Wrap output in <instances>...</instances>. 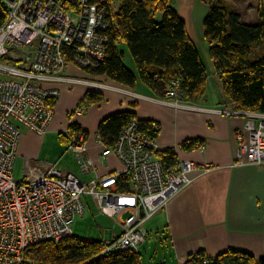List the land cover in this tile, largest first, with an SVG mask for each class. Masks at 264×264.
<instances>
[{
    "label": "built area",
    "instance_id": "2783aa9c",
    "mask_svg": "<svg viewBox=\"0 0 264 264\" xmlns=\"http://www.w3.org/2000/svg\"><path fill=\"white\" fill-rule=\"evenodd\" d=\"M0 6L7 15L0 28V264H34L27 259L30 248L72 237L76 219L86 214L87 196L95 198L104 215H128L117 221L122 233L104 243L103 253L137 252L148 235L143 226L192 183L189 175L198 169L190 160L168 169L157 155V140L141 130L138 120L124 127L114 148L98 138L99 161L115 155L123 167L119 172L89 183L58 167L36 180L17 182L14 177L21 138L16 122L46 134L54 115L51 103L60 97L59 90L43 84L69 81L62 77L69 63L86 72L98 69L106 58L112 27L109 0H0ZM180 88V80H173L162 102L204 111L184 102ZM212 112L248 119L235 137L236 165L264 166V113L222 108ZM67 135V151L75 155L80 173L95 171L84 132Z\"/></svg>",
    "mask_w": 264,
    "mask_h": 264
},
{
    "label": "crops",
    "instance_id": "0c3cea01",
    "mask_svg": "<svg viewBox=\"0 0 264 264\" xmlns=\"http://www.w3.org/2000/svg\"><path fill=\"white\" fill-rule=\"evenodd\" d=\"M167 1L186 23L189 38L198 48L206 66V93L198 100L187 101L204 111H189L164 104L162 101L166 97L140 79L134 88H130L106 76L89 74L69 63L62 72V77L69 81L43 84L47 89L60 91L46 134L40 135L16 122L22 136L14 173L16 170L23 172L21 180H36L49 169L57 168L42 160L46 144L50 142L59 146L60 135H67L74 125L88 134L89 155L96 167L95 171L86 175H90L89 180L71 173L89 183L97 177L121 171L123 167L115 155L104 163L99 161L102 148L98 144V130L107 117L132 112L138 121H151L158 125L156 140L159 152L172 150L177 161L190 160L198 166L189 175L192 183L176 193L149 220L151 230L159 239H166L169 252L175 256L173 259L168 253L170 257H163L161 264H184L191 254L200 251H205L212 259L230 250L246 252L261 259L264 257V166L236 165L238 144L235 137L244 130L248 119L241 115L212 112L218 108L234 111L239 107L225 97L216 69L211 73V66L208 69L203 57V43H206L204 52L210 59V46L204 39V22L210 14V7L203 0ZM228 2L245 24L261 21L264 0ZM120 50L125 54L126 67L139 78L127 47L121 46ZM210 61L215 67L214 60ZM216 78L218 81L214 80ZM96 83L102 84L103 88L96 90ZM89 93L101 94L104 99L91 103L86 99ZM77 110L82 112L77 113ZM112 234L117 236L113 231L107 236L112 237Z\"/></svg>",
    "mask_w": 264,
    "mask_h": 264
},
{
    "label": "trees",
    "instance_id": "16d2710c",
    "mask_svg": "<svg viewBox=\"0 0 264 264\" xmlns=\"http://www.w3.org/2000/svg\"><path fill=\"white\" fill-rule=\"evenodd\" d=\"M203 1L210 7L204 22V39L210 46V59L215 62L225 97L236 103L240 111L264 113V13L260 22L245 24L228 0ZM116 4L119 7L114 12ZM109 6L112 27L108 33L107 56L98 69L86 72L106 76L130 88L140 79L162 97H166L173 80H180L181 98L185 101L204 96L208 84L206 66L189 38L186 23L167 0H109ZM6 19L0 6V28ZM121 46H126L131 54L139 78L126 67ZM86 99L99 103L104 98L89 93ZM133 120L137 119L132 112L107 117L99 126L100 139L114 148L124 127ZM139 124L146 135L158 138L157 124L151 121H139ZM79 130L74 125L70 132ZM60 140L66 143L68 135H60ZM157 155L168 169L178 162L172 150ZM29 252L42 264H142L139 252L103 253V241L86 243L74 235L60 242H43ZM185 264H264V257L257 259L249 253L230 250L212 259L200 251L191 254Z\"/></svg>",
    "mask_w": 264,
    "mask_h": 264
},
{
    "label": "rangeland",
    "instance_id": "374dc122",
    "mask_svg": "<svg viewBox=\"0 0 264 264\" xmlns=\"http://www.w3.org/2000/svg\"><path fill=\"white\" fill-rule=\"evenodd\" d=\"M119 4H116L114 8V12L118 10ZM205 48L207 49V44L203 43ZM205 48H202L203 57L206 60V65L209 69L211 66V73L214 72V64L211 63L208 56L205 55ZM2 76V75H0ZM218 81V78L214 79ZM182 100L184 99L181 98ZM184 102L185 99L183 100ZM59 139V137H58ZM60 139L58 140V142ZM68 140L65 142H59V146L57 144H53L47 142L45 151L43 153L42 160L47 164H52L58 166L59 169L65 172H74L79 175L83 180H89V176H84L79 172V165L75 155L71 152L67 151ZM17 166H15V170ZM15 180L17 182H21L23 180V172H19L18 170L14 173ZM87 182V181H86ZM86 204V214L84 217L80 216L76 219L73 226V235L77 239L88 240L91 242H102L106 239L107 233L113 231L115 235H118L122 232V228L118 225L117 221H123L127 218V214L122 217H118L117 219H113L107 215H104L100 212L99 207L96 204L95 198L87 197L85 199ZM151 221L145 224V229L148 233L147 241L140 246L139 254L142 257L143 264H161L163 261V257H172L175 256L169 252V247L166 245V239H159L150 228ZM170 256H169V254ZM27 259L29 262L34 264H42L36 261L35 255L31 252L27 253ZM166 264H179L178 262H172Z\"/></svg>",
    "mask_w": 264,
    "mask_h": 264
},
{
    "label": "bare ground",
    "instance_id": "6f19581e",
    "mask_svg": "<svg viewBox=\"0 0 264 264\" xmlns=\"http://www.w3.org/2000/svg\"><path fill=\"white\" fill-rule=\"evenodd\" d=\"M79 132H83L82 130H79ZM85 134V133H84ZM22 136V135H21ZM85 136H86V134H85ZM86 138H87V136H86ZM21 139V138H20ZM88 139V138H87ZM102 140V139H101ZM103 142V141H102ZM14 165H15V163H14ZM15 177V176H14ZM123 182H126V184H125V186H124V189L126 190V191H128L129 190V181H128V179L127 178H125L124 180H123ZM86 197V196H85ZM87 197H90V196H87ZM143 228L145 229V225L143 226ZM146 230V229H145ZM147 232V231H146ZM122 233V232H121ZM121 233L120 234H118L117 236H114L113 234H112V237H110V235L109 236H107L106 237V239L103 241V244L105 243V242H108V241H110V240H112V238H114V237H118V236H120L121 235ZM148 234V233H147ZM147 237H148V235H147ZM84 242H86V243H93V242H91V241H88V240H83ZM146 241H147V238H146ZM144 244V243H143ZM140 248V247H139ZM104 249H105V245H104ZM133 252H135V251H133ZM137 252H139V249H138V251ZM188 259V258H187ZM187 259H186V261H187ZM186 261L184 262V264L186 263Z\"/></svg>",
    "mask_w": 264,
    "mask_h": 264
}]
</instances>
